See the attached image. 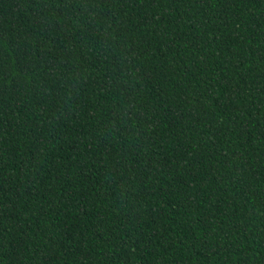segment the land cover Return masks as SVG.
Instances as JSON below:
<instances>
[{"label": "trees", "instance_id": "obj_1", "mask_svg": "<svg viewBox=\"0 0 264 264\" xmlns=\"http://www.w3.org/2000/svg\"><path fill=\"white\" fill-rule=\"evenodd\" d=\"M0 264H264V0H0Z\"/></svg>", "mask_w": 264, "mask_h": 264}]
</instances>
